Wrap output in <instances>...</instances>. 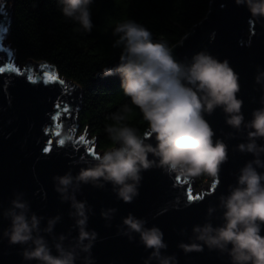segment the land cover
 <instances>
[{
    "label": "clouds",
    "instance_id": "obj_1",
    "mask_svg": "<svg viewBox=\"0 0 264 264\" xmlns=\"http://www.w3.org/2000/svg\"><path fill=\"white\" fill-rule=\"evenodd\" d=\"M55 2L61 17L78 32L92 31L90 5L94 0ZM233 3L247 10L250 24L264 25V0H233ZM112 35L115 39L111 47L120 49L118 62L101 67L97 76H116L119 93L126 102L104 116L103 132L109 145L102 152H90L92 162H86L75 175L66 171L51 177L54 192L62 202L69 203V216L74 219L76 230L74 242L65 247L66 236L60 234L50 246L41 233H52L60 217L47 218L41 227L44 217L31 210L22 192L13 194L10 207L2 213L8 225L0 237L9 245L25 246L20 252L24 261L76 264L80 253H84L83 264H94L91 250L98 234L87 228L90 208L85 200L76 198L80 186L108 184L118 200L131 203L138 195L142 172L156 167L178 181L210 177L215 188L221 165L228 158L227 145L219 138L213 141L214 131L205 115L219 108L226 125L239 130L243 124L247 129V142L236 147L240 152L251 153L253 159L239 169L235 186H229L227 195L219 197L221 223L213 226L206 220L193 225V237L177 247L184 253L201 252L205 247L218 250L227 254L230 264H264V160L260 158L264 143L257 144V139L264 141V95L261 106L253 109L251 119L245 121L241 111L243 101L238 96L239 74L227 58L220 59L201 49L184 60H177L166 40L154 39L148 28L130 18L116 22ZM254 81L264 82V70L259 66ZM137 115L143 122L142 129L132 123ZM57 134L61 145L74 142L72 127ZM84 159L82 155L80 160ZM115 211L109 208L100 215L110 218ZM213 211L209 207L208 215ZM121 223L123 234L130 241L135 233L140 244L151 249L144 264L152 259L157 264H178L174 255H162L161 250L167 244L158 226H147L144 218L131 212L121 218Z\"/></svg>",
    "mask_w": 264,
    "mask_h": 264
},
{
    "label": "water",
    "instance_id": "obj_2",
    "mask_svg": "<svg viewBox=\"0 0 264 264\" xmlns=\"http://www.w3.org/2000/svg\"><path fill=\"white\" fill-rule=\"evenodd\" d=\"M6 1L0 0V7ZM9 1L0 11V27H7L13 0ZM248 15L247 10L236 6L233 0H210L203 19L172 46L177 60H184L201 49L220 59H228L239 74L238 96L243 101L241 111L245 121L251 119L253 109L261 106L264 95V82L254 81L257 66L264 70V25L250 24ZM213 33L214 38H211ZM32 65L37 66L36 72H31ZM0 69H3L0 71V232L8 225L2 213L10 207L13 194L22 192L31 210L44 217L41 227L45 226L47 218L60 217L52 233L41 234L50 246L58 235L64 234L63 243L67 247L76 235L74 219L69 216V203L62 202L54 192L51 177L66 171L75 175L86 162L91 163L90 152L97 149L95 137H89L87 131L78 135L75 115L79 96L72 88L74 83L42 60L17 64L7 29L0 32ZM205 119L214 131L213 141L219 138L227 145L228 158L221 165L215 188L210 182L207 190L194 193L188 181L175 180L156 167L142 172L138 195L131 203L118 200L108 184L80 186L76 198L85 200L90 208L87 228L98 234L91 250L94 264H144L151 249L140 244L137 234H131V241L123 234L121 218L129 212L144 218L147 226L156 225L163 231L167 248L161 253L174 255L178 264H230L227 254L218 250L205 247L201 252L184 253L177 247L193 237V225L206 220L213 226L221 223L219 197L227 195L229 186H235L239 169L253 159L251 153L240 152L236 147L247 142V129L243 124L239 130L232 129L225 124V115L219 108L205 115ZM68 127L75 129L74 142L61 145L57 133ZM262 143L264 141L257 139V144ZM45 148L49 151L45 152ZM82 155L84 160H80ZM260 158L264 160V154ZM209 207L214 210L211 215L207 213ZM109 208L116 211L110 218L101 217V212ZM22 247L25 246L9 245L0 237V264H37L34 260H22ZM84 255L80 253L76 264H83ZM149 264H157V261L152 259Z\"/></svg>",
    "mask_w": 264,
    "mask_h": 264
},
{
    "label": "trees",
    "instance_id": "obj_3",
    "mask_svg": "<svg viewBox=\"0 0 264 264\" xmlns=\"http://www.w3.org/2000/svg\"><path fill=\"white\" fill-rule=\"evenodd\" d=\"M210 0H94L90 5L93 29L78 32L61 17L55 0H13L7 21L8 38L19 62H47L61 77L71 80L78 93V132L95 137L98 150L109 142L103 132L104 116L126 102L116 76H97L99 69L117 63L119 48L111 44L112 27L130 18L148 28L154 39L171 46L184 38L209 9ZM132 123L141 129L135 116ZM200 179H208L201 176Z\"/></svg>",
    "mask_w": 264,
    "mask_h": 264
},
{
    "label": "rangeland",
    "instance_id": "obj_4",
    "mask_svg": "<svg viewBox=\"0 0 264 264\" xmlns=\"http://www.w3.org/2000/svg\"><path fill=\"white\" fill-rule=\"evenodd\" d=\"M9 0H7L3 6V9L9 4ZM17 64H21V63H25V62H19L16 59ZM34 66V65H32ZM38 70L37 66L36 67H32L31 72H36ZM59 120V117H58ZM80 134V132H78V135ZM89 137H91L89 135ZM95 152H102L101 150L96 149ZM210 182H211V178L209 177L208 179H200L199 177L193 178L192 180L188 181V183L191 186V189L194 193H200L203 190H207L208 187L210 186Z\"/></svg>",
    "mask_w": 264,
    "mask_h": 264
},
{
    "label": "snow or ice",
    "instance_id": "obj_5",
    "mask_svg": "<svg viewBox=\"0 0 264 264\" xmlns=\"http://www.w3.org/2000/svg\"><path fill=\"white\" fill-rule=\"evenodd\" d=\"M0 11H3V7H0ZM6 31V28L4 27H0V32H5ZM3 69H0V71H2ZM34 82V81H33ZM45 152H48L49 149L48 148H45L44 149ZM196 199H199L198 197H196Z\"/></svg>",
    "mask_w": 264,
    "mask_h": 264
},
{
    "label": "bare ground",
    "instance_id": "obj_6",
    "mask_svg": "<svg viewBox=\"0 0 264 264\" xmlns=\"http://www.w3.org/2000/svg\"><path fill=\"white\" fill-rule=\"evenodd\" d=\"M32 67H36V65L32 66Z\"/></svg>",
    "mask_w": 264,
    "mask_h": 264
}]
</instances>
